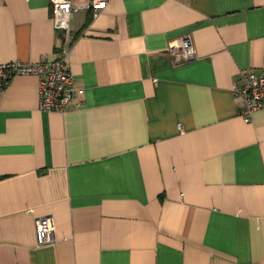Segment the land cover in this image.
I'll return each instance as SVG.
<instances>
[{
    "label": "crops",
    "instance_id": "obj_1",
    "mask_svg": "<svg viewBox=\"0 0 264 264\" xmlns=\"http://www.w3.org/2000/svg\"><path fill=\"white\" fill-rule=\"evenodd\" d=\"M70 30L65 112L33 75L0 94V264H264V109L246 122L236 92L263 72L264 0H110ZM64 48L51 0H0V63Z\"/></svg>",
    "mask_w": 264,
    "mask_h": 264
},
{
    "label": "built area",
    "instance_id": "obj_2",
    "mask_svg": "<svg viewBox=\"0 0 264 264\" xmlns=\"http://www.w3.org/2000/svg\"><path fill=\"white\" fill-rule=\"evenodd\" d=\"M109 1L90 0L84 6H75L71 0H51L54 27L65 36L62 57L54 62L36 64L0 63V94L14 77L33 75L39 81L40 108L48 112H65L72 104L76 92L75 78L68 60V47L72 40L70 23L74 15L80 11H91L93 18L96 19ZM174 46L180 51L183 60L195 55L196 50L190 35L177 39ZM242 77L244 86L236 92L243 101L240 114L246 122H250L256 111L264 109V67L259 76L243 71ZM36 239L40 246L56 242L55 223L51 216L38 219Z\"/></svg>",
    "mask_w": 264,
    "mask_h": 264
}]
</instances>
